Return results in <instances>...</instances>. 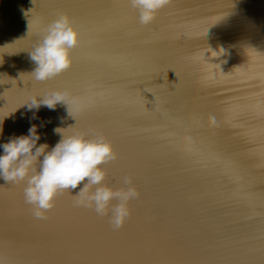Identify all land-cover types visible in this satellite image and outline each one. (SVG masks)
Wrapping results in <instances>:
<instances>
[{"label": "bare ground", "instance_id": "obj_1", "mask_svg": "<svg viewBox=\"0 0 264 264\" xmlns=\"http://www.w3.org/2000/svg\"><path fill=\"white\" fill-rule=\"evenodd\" d=\"M60 14L72 63L35 81L29 51ZM55 90L81 110L24 105ZM32 125L49 150L57 129L103 135L104 184L130 176L139 198L119 230L74 205L83 183L37 220L0 179V264H264V0H169L148 25L129 0H0V145Z\"/></svg>", "mask_w": 264, "mask_h": 264}, {"label": "clouds", "instance_id": "obj_2", "mask_svg": "<svg viewBox=\"0 0 264 264\" xmlns=\"http://www.w3.org/2000/svg\"><path fill=\"white\" fill-rule=\"evenodd\" d=\"M138 12L141 25L153 22L156 14L169 0H129ZM80 39L79 30L66 14H60L51 21L33 49L30 60L35 64L31 72L35 81L44 82L66 71L71 63V52ZM58 104L70 109L81 110L80 102L69 92L55 90L40 96H31L24 105L29 111H39L41 106L54 110ZM23 105V106H24ZM216 123L215 116L208 117ZM49 150L47 144H39L41 137L37 126L32 125L27 135L14 136L0 147V179L6 184L24 183V202L31 206L32 216L44 220L45 213L54 207L56 197L63 191L79 189L74 205L93 210L100 217H108L114 230H119L130 216L129 203L139 198L132 177H122L126 187L113 189L104 184L106 172L102 165L115 161L118 157L110 141L97 134L89 138L81 133L65 136Z\"/></svg>", "mask_w": 264, "mask_h": 264}]
</instances>
